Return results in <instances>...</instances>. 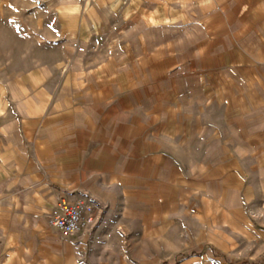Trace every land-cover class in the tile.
Here are the masks:
<instances>
[{
  "label": "rangeland",
  "instance_id": "1",
  "mask_svg": "<svg viewBox=\"0 0 264 264\" xmlns=\"http://www.w3.org/2000/svg\"><path fill=\"white\" fill-rule=\"evenodd\" d=\"M71 110L121 138L119 182L9 199L21 136ZM76 195L99 214L68 236ZM0 264H264V0H0Z\"/></svg>",
  "mask_w": 264,
  "mask_h": 264
},
{
  "label": "crops",
  "instance_id": "2",
  "mask_svg": "<svg viewBox=\"0 0 264 264\" xmlns=\"http://www.w3.org/2000/svg\"><path fill=\"white\" fill-rule=\"evenodd\" d=\"M68 112L65 118L59 117V120L66 119V124L59 121L51 127L44 125L43 134L34 135L30 131V134L21 136L18 143L26 145L21 149L25 151L26 159H11L8 163V177H21L6 184L5 192L11 196L9 199L14 197L12 192L34 190L50 193L49 204L54 205L60 192L101 194L99 185L119 182L117 177L119 180L123 174L121 138L112 130L108 131L105 124H85L87 114ZM37 208L22 201L15 213H18L17 217L26 219L38 217L44 211L41 206Z\"/></svg>",
  "mask_w": 264,
  "mask_h": 264
},
{
  "label": "built area",
  "instance_id": "3",
  "mask_svg": "<svg viewBox=\"0 0 264 264\" xmlns=\"http://www.w3.org/2000/svg\"><path fill=\"white\" fill-rule=\"evenodd\" d=\"M97 204L87 195L62 197L57 211L48 217L49 223L60 233L68 236L83 233L97 221Z\"/></svg>",
  "mask_w": 264,
  "mask_h": 264
}]
</instances>
